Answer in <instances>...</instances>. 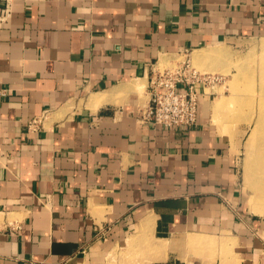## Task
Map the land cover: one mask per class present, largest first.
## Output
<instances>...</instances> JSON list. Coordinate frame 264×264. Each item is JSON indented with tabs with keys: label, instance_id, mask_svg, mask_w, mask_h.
I'll use <instances>...</instances> for the list:
<instances>
[{
	"label": "crops",
	"instance_id": "1",
	"mask_svg": "<svg viewBox=\"0 0 264 264\" xmlns=\"http://www.w3.org/2000/svg\"><path fill=\"white\" fill-rule=\"evenodd\" d=\"M190 51L224 80L197 123L143 122ZM254 51L264 0H0V264H264V197L239 184L252 102L242 120L227 92Z\"/></svg>",
	"mask_w": 264,
	"mask_h": 264
},
{
	"label": "rangeland",
	"instance_id": "2",
	"mask_svg": "<svg viewBox=\"0 0 264 264\" xmlns=\"http://www.w3.org/2000/svg\"><path fill=\"white\" fill-rule=\"evenodd\" d=\"M192 54L195 55L196 53L190 51L187 54V56L183 54L179 55L178 61L184 60L185 62L184 64L190 65L189 68L191 69V71H198L196 57L192 56ZM250 59H252L253 61L252 70L246 69V59L244 57L242 58L238 57V59L236 60V63L231 64V67H235V74L232 76L233 79L231 82L227 81L228 83L227 85L229 88L227 92H230L232 95V101L230 105L232 109L234 110V113L237 114L239 117H241L242 120L246 119V116H245L246 105L250 106L251 104L250 102H252L251 108H252V115H253V121H252L253 123L250 126V128H252V126L256 124L257 126L256 130L258 129L257 131H259L261 129V132H259V134L256 135V137L253 139L254 141L253 155L251 154V152H248L246 156V151L244 149V141L242 144L241 151L239 150L238 152L239 153L238 168L240 169L239 184H241L242 187H245V189L249 193L255 191L256 194L255 195L252 194V197L254 198L252 199L251 197V200H254L256 202L258 197L264 196V192L261 191V188L264 186V180L262 182V181H254L252 179V177L258 178L264 175V54L256 53V51H254L252 56L248 58L249 62H250ZM178 61H175L174 64L169 65L170 69L176 68L179 65ZM166 65H168V61L165 62L164 66ZM164 66H162V68H164ZM163 70L161 69V71ZM227 71L230 73L232 72L230 68H228ZM223 81L224 80H222L220 83L222 84ZM246 99H247V102H246ZM247 135L248 134H246L245 138H247ZM250 138H249V142H250ZM245 156H246V162H245ZM244 163L247 169L246 170V180H244L245 179L244 178V174H245ZM256 190L258 192H256Z\"/></svg>",
	"mask_w": 264,
	"mask_h": 264
},
{
	"label": "built area",
	"instance_id": "3",
	"mask_svg": "<svg viewBox=\"0 0 264 264\" xmlns=\"http://www.w3.org/2000/svg\"><path fill=\"white\" fill-rule=\"evenodd\" d=\"M3 13V17H7L10 8L6 6ZM184 63L150 77V101L142 116L143 122L164 127H189L197 123L202 88L218 84L223 79L216 74L191 71L190 65ZM5 94L6 90L0 88V95ZM39 125L40 120L36 118L29 127L38 128Z\"/></svg>",
	"mask_w": 264,
	"mask_h": 264
},
{
	"label": "bare ground",
	"instance_id": "4",
	"mask_svg": "<svg viewBox=\"0 0 264 264\" xmlns=\"http://www.w3.org/2000/svg\"><path fill=\"white\" fill-rule=\"evenodd\" d=\"M196 54L195 55H193L192 54V56H194V57H196V58H198L197 57V52H195ZM200 57V56H199ZM201 58V57H200ZM164 64V61H162L161 62V64H160V66H161V68H162V66H164L163 65ZM165 67V66H164ZM163 69V68H162ZM142 87V85L140 84V82H139V80H136L135 82H133V84H130L129 85V88L130 89H135V90H138V89H140ZM140 91V90H139ZM109 92H106V93H104V94H101L99 97H98V100H97V104L98 105H101L103 102H105V101H107L108 100V95H111V94H108ZM112 94H114V93H112ZM118 94H122V92H118ZM119 96V95H118ZM92 103V102H91ZM237 106V105H236ZM256 129H254V132L252 133V134H250L251 135V138H250V143L253 141V139L255 138V136H256ZM257 189H258V187H257ZM261 191L262 192H264V186L261 188ZM256 192H258L257 190H256ZM253 194L255 195L256 193H255V191H253ZM264 197V196H263ZM254 197H252V199H253ZM252 202V204L255 202L254 200H251ZM165 241V240H164ZM204 241H205V239L203 238V237H201L200 235H191L189 238H188V242L191 244V245H195V244H199L200 245V243H204ZM206 244H212L213 242L212 241H208V242H205ZM163 247V246H162Z\"/></svg>",
	"mask_w": 264,
	"mask_h": 264
}]
</instances>
